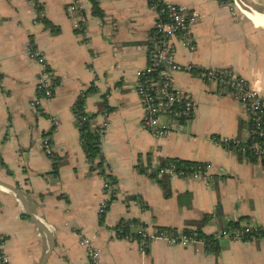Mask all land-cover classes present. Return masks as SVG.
Instances as JSON below:
<instances>
[{
  "label": "crops",
  "instance_id": "crops-1",
  "mask_svg": "<svg viewBox=\"0 0 264 264\" xmlns=\"http://www.w3.org/2000/svg\"><path fill=\"white\" fill-rule=\"evenodd\" d=\"M37 1L54 27L36 19L31 0H0V258L5 264H88L77 231L99 248L100 264H264L261 239L221 237L217 253L200 242L183 246L156 239L142 252L135 240L114 234L123 219L149 229L180 230L195 229L193 222L207 216L201 227L206 234L229 222L264 224V162L239 156L214 139L243 136L245 110L196 70L176 71L173 79L195 101L192 120L161 137L141 126L134 82L147 62L155 20L146 0H95L102 17L93 14L91 0ZM75 1L83 32L67 12ZM167 1L198 15L190 31L193 48L173 39L176 61L198 70L232 69L264 104V0ZM31 38L58 79L53 96L37 106L31 105L39 72L27 52ZM79 98L91 128L108 121L101 150L104 167L116 180L117 199L104 216L98 211L103 177L89 169L73 113ZM159 123H169V116ZM44 136L63 161L57 174L41 148ZM171 158L209 163L213 182L174 176L165 197L150 173Z\"/></svg>",
  "mask_w": 264,
  "mask_h": 264
},
{
  "label": "built area",
  "instance_id": "built-area-1",
  "mask_svg": "<svg viewBox=\"0 0 264 264\" xmlns=\"http://www.w3.org/2000/svg\"><path fill=\"white\" fill-rule=\"evenodd\" d=\"M31 2L36 9L37 17H42L43 11L40 3L37 0H31ZM146 2L153 10L155 20L149 39L147 62L136 72L134 82V90L142 109L141 126L161 137L170 130L181 128L182 125L192 120L195 101L188 92L176 88L173 85V79L176 71L196 70L202 81L216 83L219 93L230 94L245 110L247 125L243 129V136L214 139L219 140L239 156L264 159V104L259 92L232 69L210 67L198 70L193 65H180L175 59L173 39L179 37L186 45L193 48L190 31L191 26L197 20V13L167 0H146ZM67 12L77 20L76 27L80 32H83L84 18L81 14V7L77 5L76 1L67 7ZM27 52L30 58L39 65L36 77V95L31 101L32 106H37L41 100L53 96L55 88L58 86V79L32 38L27 43ZM161 116H169V123L160 124ZM57 124L58 122L53 120V129ZM107 126L108 121H104L99 126L101 138L106 133ZM41 148L49 157L55 154L47 136L41 139ZM154 171L158 176L167 174L169 178L177 176L201 179L207 183L213 182L211 165L204 162L181 167L179 164L169 161L163 165L158 164ZM101 176L103 177L102 199L98 211L100 215H103L108 206L117 199V192L116 183L102 174ZM135 203L144 208L138 199H135ZM125 226L132 227L133 224L128 219H123L120 226L114 228V234L120 238L135 240L142 252H146L151 242L156 239H162L168 244L183 246L200 242L206 247L205 240L196 237L195 233L188 235L180 230L172 233L166 229H149L144 224V226H136L135 232L138 237L133 238L134 236L130 233H123ZM76 233L79 244L85 250L88 264H100L99 248L88 236L79 231ZM212 235L217 240L221 237L238 241L264 240V224L251 220L242 221L234 227L222 226ZM0 263L5 264V257L1 256Z\"/></svg>",
  "mask_w": 264,
  "mask_h": 264
},
{
  "label": "trees",
  "instance_id": "trees-1",
  "mask_svg": "<svg viewBox=\"0 0 264 264\" xmlns=\"http://www.w3.org/2000/svg\"><path fill=\"white\" fill-rule=\"evenodd\" d=\"M91 2H92L93 14H95L99 17H102L103 12L99 9L96 1L91 0ZM36 19L38 21H40V20L43 21L46 25L54 27L53 25L50 24V22L45 17H37ZM73 113L75 115L76 126H77L78 131H79V139H80L81 144L83 146V149L85 151V157H86V160L88 162L89 169L90 170H96L99 174L104 175L110 181L116 182L115 178L110 173L106 172V169L104 167L105 161H104L102 150H101L100 127L91 128L89 120H88V116L83 110V101L80 98L73 105ZM84 116H85V118H82ZM50 158L52 161L51 172L53 174H57L59 166L63 163V161L56 154H54L53 156H50ZM247 158H249L251 160H255L254 157H247ZM169 161H173L176 164H179V166H181V167H184V166L190 165V164L196 165V163H197L195 161L171 158V159H166V160L162 161L160 163V165H163ZM261 161L264 162V159H262ZM0 162H1V164H3L2 161H0ZM140 170H143V169L140 168ZM155 171L153 170V172L150 174L153 175L157 179V182L159 183V185L162 188L163 195L165 197H168L171 194V189H170V185H169V181H170L169 179L170 178L167 174H162V175L158 176ZM216 211H217V213L220 212L219 202H217ZM103 216L100 217L101 218L100 220L103 219ZM122 221H120L116 225V227L117 226L119 227ZM129 221L133 224V226L132 227L125 226L123 229V233L124 234L130 233L132 236H134L133 238L138 237V234H136V232H135L136 226H144V223H142L136 219L129 220ZM206 221H207V216H204L202 219L193 222V224H195V226H196L195 229H190V228L184 227L183 229H180V231H182L183 233L188 234V235L195 233L196 237L202 238L205 240L206 249L208 251H211L213 253H217L218 252L217 239L214 238V236L212 234H206L201 230L202 225ZM237 224H238V222H229L227 224V226L228 227H234ZM156 228L166 229L172 233H176L177 231H179V230H177V228H171V227H156Z\"/></svg>",
  "mask_w": 264,
  "mask_h": 264
}]
</instances>
